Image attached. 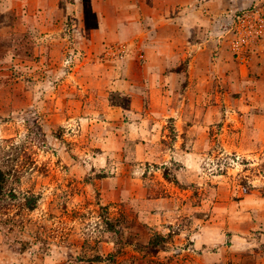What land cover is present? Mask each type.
<instances>
[{
  "label": "rangeland",
  "instance_id": "374dc122",
  "mask_svg": "<svg viewBox=\"0 0 264 264\" xmlns=\"http://www.w3.org/2000/svg\"><path fill=\"white\" fill-rule=\"evenodd\" d=\"M0 264H264V0H0Z\"/></svg>",
  "mask_w": 264,
  "mask_h": 264
},
{
  "label": "trees",
  "instance_id": "16d2710c",
  "mask_svg": "<svg viewBox=\"0 0 264 264\" xmlns=\"http://www.w3.org/2000/svg\"><path fill=\"white\" fill-rule=\"evenodd\" d=\"M8 174L0 170V200L3 198V193L6 192V185L8 181Z\"/></svg>",
  "mask_w": 264,
  "mask_h": 264
}]
</instances>
